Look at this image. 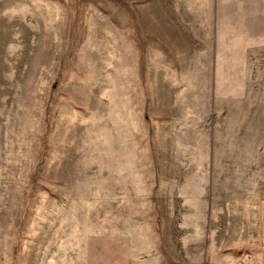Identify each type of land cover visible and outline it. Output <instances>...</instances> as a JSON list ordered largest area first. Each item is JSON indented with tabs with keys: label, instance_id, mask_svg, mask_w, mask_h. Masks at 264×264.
Listing matches in <instances>:
<instances>
[{
	"label": "rangeland",
	"instance_id": "374dc122",
	"mask_svg": "<svg viewBox=\"0 0 264 264\" xmlns=\"http://www.w3.org/2000/svg\"><path fill=\"white\" fill-rule=\"evenodd\" d=\"M0 264H264V0H0Z\"/></svg>",
	"mask_w": 264,
	"mask_h": 264
}]
</instances>
